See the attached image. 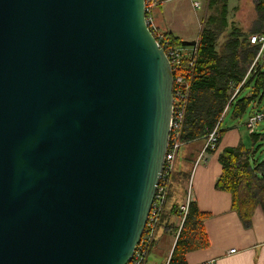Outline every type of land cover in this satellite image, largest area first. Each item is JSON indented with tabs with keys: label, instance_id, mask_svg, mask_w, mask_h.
I'll use <instances>...</instances> for the list:
<instances>
[{
	"label": "water",
	"instance_id": "water-1",
	"mask_svg": "<svg viewBox=\"0 0 264 264\" xmlns=\"http://www.w3.org/2000/svg\"><path fill=\"white\" fill-rule=\"evenodd\" d=\"M173 74L144 0H0V264H127Z\"/></svg>",
	"mask_w": 264,
	"mask_h": 264
},
{
	"label": "trees",
	"instance_id": "trees-1",
	"mask_svg": "<svg viewBox=\"0 0 264 264\" xmlns=\"http://www.w3.org/2000/svg\"><path fill=\"white\" fill-rule=\"evenodd\" d=\"M214 9V14L207 18L200 32L194 65L192 67L183 65L182 68L190 82L188 104L181 131L183 152L186 151V146L188 149V145L193 142L205 141L226 106H229L230 117L233 120L239 119L251 103L260 100L264 95V66L248 72L257 52L256 46L250 44L248 39L250 35L264 32V0H258L255 5L257 17L249 32L232 27L226 33V9L223 5ZM165 36L171 39L175 46L188 45L174 39L168 33H165ZM222 36L224 40L218 43ZM246 75L241 92L250 89V93L245 97H239L240 92L229 102L234 88ZM255 112L252 111L251 114ZM218 134L217 145L214 150L209 151V154L215 152L225 130L220 128ZM249 137V144L240 140L236 146L226 147L219 153L221 173L215 183L216 190L230 195L231 210L237 214L244 226L249 225L258 207L264 216V159H261L258 153V148L264 143V132H253ZM193 158L194 155L190 156L187 152L182 155L184 162L189 165L188 170L176 171L173 177V189H185L193 170V163L190 164ZM173 217L180 218L178 225L172 221ZM207 218L208 214L201 212L195 202L189 204L183 220L178 206L174 205L169 210L165 208L161 224L163 223L174 236L169 264H187L188 253L209 248L204 227Z\"/></svg>",
	"mask_w": 264,
	"mask_h": 264
},
{
	"label": "crops",
	"instance_id": "crops-1",
	"mask_svg": "<svg viewBox=\"0 0 264 264\" xmlns=\"http://www.w3.org/2000/svg\"><path fill=\"white\" fill-rule=\"evenodd\" d=\"M177 1L160 0V4L154 12V23L159 30L170 34L174 39L190 44L198 37L197 35L195 38H190L196 23L183 13ZM203 2L205 15L198 23L199 27L196 26L198 34L202 31L207 18L214 14V8L220 5L226 9V33L232 27L249 32L256 21L255 5L258 0H251V6H249V0H203ZM198 9H201V4ZM261 131L264 132V128ZM242 136L239 128L233 126L226 129L215 152L209 154L207 161L191 170L185 189L171 188L166 210L171 209L174 205L180 207L185 202L188 183L191 181L193 202L201 212L208 214L204 227L209 240V248L188 253L186 255L187 264H198L208 260H214L215 264H264V216L260 207L255 210L249 225L244 226L237 214L231 210L230 195L215 189V183L221 173L218 162L219 153L226 147L236 146L240 140L246 142ZM203 145L204 140H198L188 145V149L186 146L184 152V147H182L179 165H177L179 157L176 159V171L188 170L189 165L186 164V161L184 162L185 159H182L185 152L190 156L194 155L190 163L191 165L193 163L194 166L196 156ZM179 219L173 217L172 221L178 225ZM173 244L174 236L171 235L169 229L164 227L163 223H160L155 242L145 264H163L170 254ZM231 249H235L236 252L229 254L228 251Z\"/></svg>",
	"mask_w": 264,
	"mask_h": 264
},
{
	"label": "built area",
	"instance_id": "built-area-1",
	"mask_svg": "<svg viewBox=\"0 0 264 264\" xmlns=\"http://www.w3.org/2000/svg\"><path fill=\"white\" fill-rule=\"evenodd\" d=\"M159 4L160 0H144L145 22L151 34L155 38L158 47L164 51L171 66V71L173 74V106L169 126L168 146L165 153L162 172L159 177L143 234L139 243L135 246L133 254L127 264H145L150 250L155 242L156 234L161 223V218L166 208L171 191L173 177L176 172V159L182 148L181 131L184 125L185 113L188 104V95L190 91L189 77L186 76L182 68L183 65L188 67H192L194 65L199 48L200 34H198L197 39L191 44L175 46L171 39L165 36V32L157 28L154 23L153 16ZM191 5L193 9L200 8V3L196 0H191ZM248 40L250 44L256 46L257 49L256 55L248 71L250 73L254 68L264 66V32L250 35ZM247 75L241 81V83L236 88H234V92L229 102L239 95ZM228 107L229 106L225 107L217 124L207 134L204 145L195 160L193 169H195L200 163L207 161L209 151L215 149L218 141L219 129L221 128L223 118L228 113ZM263 120V113L256 111L255 113L249 115L246 122V128L249 131V134L255 132V127ZM191 187L192 184L190 181L187 187L185 202L179 207L182 220L188 211L189 204L193 202ZM235 252V249L228 251L229 254H233ZM169 260L170 254L163 264H169ZM198 264H215V261L208 260Z\"/></svg>",
	"mask_w": 264,
	"mask_h": 264
},
{
	"label": "rangeland",
	"instance_id": "rangeland-1",
	"mask_svg": "<svg viewBox=\"0 0 264 264\" xmlns=\"http://www.w3.org/2000/svg\"><path fill=\"white\" fill-rule=\"evenodd\" d=\"M201 4V9H193L192 5H191V0H178L177 2L180 4L181 9L183 11V13L192 19V21L194 23H196V25H194V32L193 35L190 38H195L198 35V28L196 26L199 27V24L202 20V18L205 15V8L204 7V2L203 0H198ZM252 5L251 0H249V6ZM197 20V22H196ZM224 40V36H222L219 40L218 43H221ZM250 93V89L247 90H243L241 92V94L239 95V97H245ZM252 111H257L259 113H263L264 114V95L260 98V100H256L254 103H251L247 109V111L245 112V114L239 118V119H235L233 120L230 117V114L227 113L226 116L223 118V121L221 123V129H229L231 127H236L239 128V132L241 133V135H243L242 137L244 138V140L246 141V143H250V137H249V131L246 128V122L248 120L249 115L251 114ZM264 128V120L259 122L258 125L255 127V133H261V129ZM259 151L258 153H260V158L264 159V143L261 144V146L258 148ZM180 155H181V151L179 152V158L177 159V165H179L180 163ZM173 189V186H172ZM168 257V256H167ZM162 258V257H161Z\"/></svg>",
	"mask_w": 264,
	"mask_h": 264
}]
</instances>
